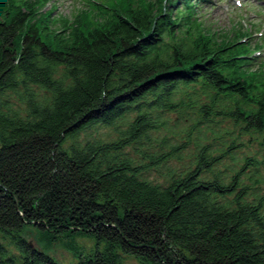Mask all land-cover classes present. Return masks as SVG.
Returning a JSON list of instances; mask_svg holds the SVG:
<instances>
[{
	"label": "trees",
	"instance_id": "1",
	"mask_svg": "<svg viewBox=\"0 0 264 264\" xmlns=\"http://www.w3.org/2000/svg\"><path fill=\"white\" fill-rule=\"evenodd\" d=\"M171 3L172 11L177 2ZM164 9L161 0H145L135 11L124 7L126 19L116 14L105 28L41 25L39 31L32 14L6 9L0 0V95L21 83L51 93L37 100L28 92L26 116L0 102V233L14 240L22 264H60L20 236L25 225L54 237L68 231L106 242L104 250L72 264H121L125 255L142 264H264V196L254 193L261 163L252 183L240 178L246 166L230 181L222 171L203 178L223 157L207 144L195 168L161 185L140 172L177 156L179 146L140 151L149 163L124 152L166 125L143 106L182 107L184 100L174 98L180 84L210 89V101L199 109L206 118H231L246 131L264 133V102L225 76L205 48L175 42ZM84 18L79 22L87 25ZM133 110L138 114L118 129L117 139L75 140L90 126L116 128ZM14 260L0 242V264Z\"/></svg>",
	"mask_w": 264,
	"mask_h": 264
},
{
	"label": "rangeland",
	"instance_id": "2",
	"mask_svg": "<svg viewBox=\"0 0 264 264\" xmlns=\"http://www.w3.org/2000/svg\"><path fill=\"white\" fill-rule=\"evenodd\" d=\"M58 10V9H57ZM56 10V11H57ZM60 75L63 73L62 67L58 68ZM28 92L35 94V99L45 100L51 97V93L41 86L29 83L25 86L21 83L16 89L6 90L0 95V102L4 103V107L9 110H16L21 115H27V99ZM191 96V102H189ZM175 102H181L182 107H176L175 110L160 109L156 107L149 108L148 104L142 108L152 116L153 120L160 117L165 121L166 125L158 127L150 132L151 140L135 141L131 145L125 147L124 152L131 156L136 163L143 160L140 151L147 150L149 152H166L171 151V146L176 144L181 149L176 151L175 157H170L166 162L158 161L154 165L143 169L140 176L153 183L167 185L171 179V175H179L188 169L195 168L196 155L203 145L209 144L210 153L213 156H221L222 159L217 162L213 171H205L202 173L203 178H212L214 173H220L225 181H230L235 174L234 170H239L245 164V158L264 159V133L255 131L247 132L243 125L236 123L229 118L215 116L211 114L208 118L203 116L199 109L201 105L210 101L205 93L198 85L195 89L192 87L181 86L174 94ZM186 98V99H184ZM151 102V101H150ZM149 102V103H150ZM138 114L137 110L127 113L125 118L118 122L117 127L94 125L87 127L77 136V141L85 142L88 139H101L103 141H112L119 137L118 129L126 128L127 122L133 120ZM208 116V114H205ZM171 137V138H169ZM71 139L67 140V145L72 143ZM234 144L235 148L228 152L230 145ZM149 163L150 161H145ZM246 173L241 175L244 182L250 183L249 176L251 173L246 169ZM264 168H262V175ZM262 189L258 191L264 193V182L260 184ZM247 196L252 200V193ZM224 199V198H220ZM20 236L30 241L36 248L44 251L60 264H72L79 260L80 255H86L96 250H104L106 248L105 241H99L92 235L87 233L65 232L56 237L53 233L46 234L37 227L25 225ZM0 242L7 247L8 253L15 257L14 262L8 264H22L21 252L14 244V240L0 233ZM121 264H142L136 257L125 255Z\"/></svg>",
	"mask_w": 264,
	"mask_h": 264
}]
</instances>
